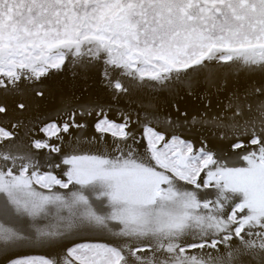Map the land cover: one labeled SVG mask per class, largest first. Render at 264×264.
<instances>
[{
	"label": "snow or ice",
	"instance_id": "6c2138e0",
	"mask_svg": "<svg viewBox=\"0 0 264 264\" xmlns=\"http://www.w3.org/2000/svg\"><path fill=\"white\" fill-rule=\"evenodd\" d=\"M69 59L73 65L102 63L117 91L127 89L112 80L115 70L160 84L173 73L178 79L207 67L205 61L264 71V0H0V89L39 81ZM257 112L240 128L257 147L242 154L247 166L239 168L147 124L146 151L138 155L127 144L135 138L129 121H112L103 109L95 129L124 141L115 145L117 155L69 154L57 175L40 171L36 156L19 144L4 145L3 264H264V101ZM72 127H85L75 114L42 131L62 140ZM12 136L0 127V143ZM33 147L60 151L45 140ZM233 147L244 144L238 140ZM209 188L210 196L201 195ZM86 234L114 243H74L59 257L10 255Z\"/></svg>",
	"mask_w": 264,
	"mask_h": 264
},
{
	"label": "bare ground",
	"instance_id": "6f19581e",
	"mask_svg": "<svg viewBox=\"0 0 264 264\" xmlns=\"http://www.w3.org/2000/svg\"><path fill=\"white\" fill-rule=\"evenodd\" d=\"M214 61H205L207 67L199 66L198 69L181 72L178 79L175 78L177 74L173 73L174 78L163 84L148 77L142 82L133 80L115 70L111 72L112 80L119 79L127 89L117 91L105 80L102 63L73 65L70 59L66 60L61 70L53 69L39 81L22 79L16 89H0V105L6 108L4 113H0V126L13 133L11 139L0 143V148L19 144L24 152L36 156L42 165L40 171H53L57 175H61L67 167L62 164V159L69 154L107 152L117 155L115 145H123L124 141L95 129L100 110L103 109L112 121H129L127 130L135 138H130L127 144L138 155L142 156L146 151L137 139L147 124L163 133L166 139L178 134L183 139H189L194 147H204L227 167H246L247 162L242 154L257 146L249 144L251 136L241 135L240 128L246 122L255 121L259 115L257 105L264 101V72L248 68L237 70L234 68L235 61ZM257 89L261 91L258 93ZM38 92L43 95H38ZM21 104L23 108L19 107ZM169 113L174 119L168 118ZM69 114H75L76 121L85 127H72L69 133H61L62 140L55 137L49 140L45 133L43 135V125L66 121ZM256 128H259V124H256ZM36 140L57 145L60 151L35 149L33 144ZM238 140L243 142L244 147H233ZM203 179L205 176L202 172ZM199 191L201 195L210 196L214 189ZM79 242L114 243L102 235L86 234L56 246L18 250L10 255L59 257L68 247ZM4 259L6 257L0 256V264Z\"/></svg>",
	"mask_w": 264,
	"mask_h": 264
},
{
	"label": "rangeland",
	"instance_id": "374dc122",
	"mask_svg": "<svg viewBox=\"0 0 264 264\" xmlns=\"http://www.w3.org/2000/svg\"><path fill=\"white\" fill-rule=\"evenodd\" d=\"M213 63H223V62H220V61H214ZM230 63V62H229ZM236 65H235V67L234 68H236L237 70H247L245 67H243V66H241V65H239L238 63H235ZM255 70H258V71H261V70H259V69H255ZM261 72H264V71H261ZM206 98V97H205ZM205 101H201V103H204ZM164 113V112H163ZM165 114V113H164ZM163 114V115H164ZM172 114L171 113H169V114H167V116H168V118L170 117L171 119H172V117L173 116H171ZM173 119H174V117H173ZM50 123H52V122H50ZM50 123H48V124H50ZM47 124V125H48ZM47 125H43V127H42V129L44 128V127H46ZM1 127V126H0ZM43 132V131H42ZM43 135H44V132H43ZM173 136H177V137H179V138H181V139H183L182 137H180V135H178V134H174ZM143 137V138H142ZM142 138V139H141ZM140 139V140H139ZM143 140V141H142ZM183 140H185V141H189V142H191L189 139H187V138H185V139H183ZM137 141H138V143L139 144H141V145H144V146H146V139H144V135L142 134L141 136L139 135V137H138V139H137ZM143 142H145V144L143 143ZM163 142H161V144H162ZM192 143V142H191ZM144 146H143V149H144Z\"/></svg>",
	"mask_w": 264,
	"mask_h": 264
}]
</instances>
